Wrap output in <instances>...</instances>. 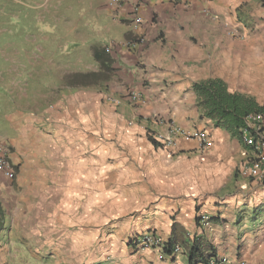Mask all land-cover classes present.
I'll return each instance as SVG.
<instances>
[{
	"label": "rangeland",
	"instance_id": "374dc122",
	"mask_svg": "<svg viewBox=\"0 0 264 264\" xmlns=\"http://www.w3.org/2000/svg\"><path fill=\"white\" fill-rule=\"evenodd\" d=\"M237 3L216 19L233 45L218 58L224 65L232 54L235 72L243 60L257 59L264 34V0L240 7L242 20ZM111 8L108 0H0V141L18 142L9 147L12 177L0 176L11 224L0 240V264H129L127 244L161 220L152 213L157 207L164 219L187 215L185 206L170 211L163 201L165 184L178 179L182 191L187 182L168 164L194 163L203 155L197 147L178 152L163 146L158 138L167 136L170 121L163 114L173 110L170 103L150 100L162 91L143 93L147 81L126 84L116 74L115 49L128 29L113 22ZM94 49L113 60L110 70L94 60ZM209 55L200 62L204 70L211 68ZM140 110L151 113L144 119ZM213 163L201 162L206 169ZM238 169L234 179L244 180ZM237 181L220 190L216 181L193 178L195 190L216 200L208 210L223 206L221 197L239 201L225 218L247 215L249 221L264 183ZM260 228L253 226L250 240H261Z\"/></svg>",
	"mask_w": 264,
	"mask_h": 264
},
{
	"label": "crops",
	"instance_id": "0c3cea01",
	"mask_svg": "<svg viewBox=\"0 0 264 264\" xmlns=\"http://www.w3.org/2000/svg\"><path fill=\"white\" fill-rule=\"evenodd\" d=\"M235 1L238 2V8H245L249 6L248 2L258 3L263 0H187L186 4L153 0L145 4L140 11L142 22L138 26L133 23L131 11L135 4L141 3V0H121L119 6L109 10L113 22L128 29L125 42L115 49V59L118 62L114 67L118 70L116 73L118 77L126 84H137L139 80L147 81L148 86L143 93L153 94V91H162L154 94L155 98L152 97L150 100L170 103L173 110H166L163 114L167 116L170 124L184 130L203 131L211 141L210 147L201 152L203 156H198L197 162L186 165L178 162L168 164L170 167L176 166L175 171L183 172L181 180L185 178L187 182L186 187L181 191L182 186H177L178 179H174L173 186L168 181L169 185L165 184V191L162 193L163 201L165 202L166 199L171 205L170 211L181 210L185 206L187 215L182 217L183 215L177 214L171 220L166 217L164 219L161 213L164 210L157 207L152 213L161 220L150 224L151 229L148 231L156 232L165 243L170 236L172 224L176 223L186 231L189 237L202 235L208 239L207 241L216 250L215 264H264V219L258 221L261 218L260 212L261 214L264 212V208L261 207H264V185L260 188L263 192L258 196V203L254 204L255 208L249 210L251 213L252 209L257 208L256 221H245L246 215L241 223L237 224L236 216H228V218L225 216L239 209L241 205L239 201L230 202L221 197L219 202L221 200L220 204L223 206L208 210L210 204H215L216 200L214 197L202 196L201 191L195 190L193 183L194 177L202 183H205V180L209 183L216 181L215 186L220 190L226 188L228 181L230 184L237 180L236 183L243 182L249 186L250 183L256 184V181L251 179L242 180L239 177L234 179V167L238 165L240 169L245 163L246 149L226 132L214 128L210 121L199 118L195 106V95L192 91L194 82L218 78L227 85L230 92L251 96L259 106L264 107V34L262 41L259 42L257 59L243 60L240 69L237 70V67L236 72L232 69V54L225 62L223 60L224 65L218 58V54L224 50H226L223 52L225 54L231 53L228 50L233 45L231 36L227 35L229 33L224 34L222 30H218L216 19L223 18L228 11L232 13ZM240 12L239 10L237 15H242ZM124 44L131 46L126 48ZM204 53L210 54L209 59L212 58L211 68L208 70L201 68L200 62L205 56H203ZM163 83L169 84L166 89L163 88ZM67 97L66 94L63 97L65 103ZM140 111L144 119H147L144 114L151 113L149 110ZM152 114L155 112L153 111ZM7 142L10 149L16 148L15 145L18 144L15 138ZM196 147V143L182 139L177 141L174 149L180 152ZM205 161L214 162L215 167L212 169L202 167L201 162ZM188 182H192V185ZM208 188L207 185L203 186V189ZM166 194L168 195L164 197ZM199 203L202 204L201 208ZM249 205H252V202ZM243 206L246 207V204ZM206 213L209 219L215 221L209 220L208 226L198 227L195 218L206 216ZM247 222L252 225V228L254 225H261V238H259L261 240H250L252 228L246 225ZM247 227H250L249 230H246ZM132 252L128 259L129 264L133 262L136 264H187L183 248L180 254H173L171 258L165 257L158 250Z\"/></svg>",
	"mask_w": 264,
	"mask_h": 264
},
{
	"label": "trees",
	"instance_id": "16d2710c",
	"mask_svg": "<svg viewBox=\"0 0 264 264\" xmlns=\"http://www.w3.org/2000/svg\"><path fill=\"white\" fill-rule=\"evenodd\" d=\"M237 17L240 19L239 15ZM92 55L99 66L110 70L113 60L104 49H94ZM192 91L195 95V106L199 118L210 121L214 128L226 132L234 140L239 141V131L244 128L245 120L249 115H264V107L259 106L253 97L230 92L221 79L207 78L196 81L192 84ZM146 138L154 148L161 147L152 137L147 135ZM251 215L250 221L256 220L258 210L252 209ZM242 219L238 216L237 224L241 223ZM195 222L198 227H202L198 218H195ZM10 233V218L0 200V240L7 238ZM207 240L202 235L189 237L183 228L173 223L170 236L163 245L162 255L167 258L173 257V248L179 245L184 250L187 264H215L216 250ZM127 246L132 251H136L132 242H128Z\"/></svg>",
	"mask_w": 264,
	"mask_h": 264
},
{
	"label": "built area",
	"instance_id": "2783aa9c",
	"mask_svg": "<svg viewBox=\"0 0 264 264\" xmlns=\"http://www.w3.org/2000/svg\"><path fill=\"white\" fill-rule=\"evenodd\" d=\"M153 0H141V3L135 4L131 11V17L135 26H138L142 19L140 11L145 4ZM171 4H186L187 0H166ZM111 7L119 6L121 0H108ZM130 44H124L128 48ZM108 51V50H107ZM135 100V96H132ZM167 136L162 140L163 146L173 150L178 140L192 141L196 143L200 152H204L211 145L207 134L203 131L184 130L172 124L167 125ZM239 142L246 149V161L239 169V175L245 179H251L256 182H264V115H249L245 120V126L239 131ZM9 146L6 142L0 141V176L8 180L13 175V167L10 162ZM199 222L202 227L209 225V217L201 216ZM129 242L135 246L136 250H158L162 253L164 242L161 237L154 231H147L141 235L135 236ZM182 248L175 246L173 254H180Z\"/></svg>",
	"mask_w": 264,
	"mask_h": 264
}]
</instances>
